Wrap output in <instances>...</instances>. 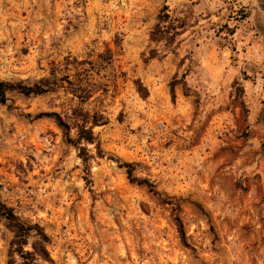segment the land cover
Segmentation results:
<instances>
[{"label": "rangeland", "instance_id": "374dc122", "mask_svg": "<svg viewBox=\"0 0 264 264\" xmlns=\"http://www.w3.org/2000/svg\"><path fill=\"white\" fill-rule=\"evenodd\" d=\"M165 5L193 27L148 60ZM108 48L110 87L81 106L107 119L90 173L40 118L80 107L72 94L0 101V200L49 237L39 263L264 264V0H0V81L62 79ZM13 239L0 220V264Z\"/></svg>", "mask_w": 264, "mask_h": 264}, {"label": "trees", "instance_id": "16d2710c", "mask_svg": "<svg viewBox=\"0 0 264 264\" xmlns=\"http://www.w3.org/2000/svg\"><path fill=\"white\" fill-rule=\"evenodd\" d=\"M194 14L193 9L182 13L172 12L170 7L165 5L161 9L157 23L151 32V42L156 44L157 48L150 51L148 60L160 59L173 52L178 39L193 27L192 18ZM230 34L233 35L234 32L231 31ZM113 61L114 52L108 48L104 53L99 54L95 61L89 59L69 61L66 65L67 69L70 70L69 68L73 67L74 75H66L62 79H59L54 71L50 78L42 79L34 85L0 81V101L5 104L9 92H18L25 96H41L65 89L67 93L72 94L80 101V107L72 109L65 117L58 113H44L40 115V118L47 117L55 121L56 125L63 131L66 140L77 149L79 158L85 164L87 172L90 173V162L101 156L99 141L93 129L96 126L105 125L107 119L102 113L91 115L81 106L89 102L98 92L108 91L109 81H105L101 74L104 69L112 66ZM172 92L174 94L173 89ZM72 130L77 132L76 139L70 137ZM89 145L95 146L98 151L96 156L88 149ZM124 166L128 170L131 183L146 186L151 192L158 194L154 186L148 181L133 178V165L125 163ZM0 220L5 222L8 230L14 235L9 264H17L14 255L19 257L20 264H40L39 260L52 262L47 248L50 242L49 237L39 225H27L21 222L13 209L7 207L1 200ZM177 222L181 238L185 240L183 225L179 219ZM27 246H30L31 250H26Z\"/></svg>", "mask_w": 264, "mask_h": 264}]
</instances>
